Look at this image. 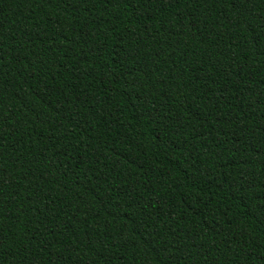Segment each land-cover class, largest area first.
I'll list each match as a JSON object with an SVG mask.
<instances>
[{
    "label": "trees",
    "instance_id": "1",
    "mask_svg": "<svg viewBox=\"0 0 264 264\" xmlns=\"http://www.w3.org/2000/svg\"><path fill=\"white\" fill-rule=\"evenodd\" d=\"M0 264H264V0H0Z\"/></svg>",
    "mask_w": 264,
    "mask_h": 264
}]
</instances>
